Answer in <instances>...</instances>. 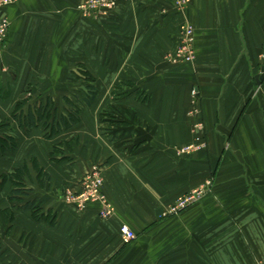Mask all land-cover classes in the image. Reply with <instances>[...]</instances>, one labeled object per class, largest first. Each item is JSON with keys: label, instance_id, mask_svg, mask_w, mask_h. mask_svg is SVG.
Returning a JSON list of instances; mask_svg holds the SVG:
<instances>
[{"label": "crops", "instance_id": "0c3cea01", "mask_svg": "<svg viewBox=\"0 0 264 264\" xmlns=\"http://www.w3.org/2000/svg\"><path fill=\"white\" fill-rule=\"evenodd\" d=\"M78 2L14 0L0 8V20L9 19L0 50V122L10 124L0 134L16 142L0 154V173L26 164L22 201L34 200L39 216L54 220L20 208L6 182L0 264L264 259V99L255 93L264 0H190L183 13L172 0H120L110 16L97 19L81 15ZM183 20L195 28V62L171 65L164 56L177 45ZM81 69L98 93L78 123L46 138L41 123L27 129L10 118L19 101L27 98L26 108L44 96L61 113L64 96L85 85L76 77ZM115 85L122 87L113 96ZM110 106L117 116L110 120L120 123L108 127L99 115ZM190 144L200 147L180 152ZM94 167L114 206L108 218L96 203L80 211L64 199ZM40 169L48 177L40 178ZM202 185L208 190L196 204L163 216ZM122 224L136 235L129 243L121 240Z\"/></svg>", "mask_w": 264, "mask_h": 264}, {"label": "trees", "instance_id": "16d2710c", "mask_svg": "<svg viewBox=\"0 0 264 264\" xmlns=\"http://www.w3.org/2000/svg\"><path fill=\"white\" fill-rule=\"evenodd\" d=\"M79 74L76 76L77 79L81 80L84 87L79 92L76 91L73 93V96L66 95L64 96L65 101V109L61 113H59L58 108L53 103L50 96L39 97L34 103L27 104L26 108H24V103L27 98L22 101H19L13 112L11 113L10 118L17 122L18 125L30 129L31 127L41 126L43 128V133L46 138L52 137L54 134L58 133L62 127L68 128L76 123H78L81 112L84 108L90 107L95 98L97 96V88L95 87L94 78L84 69L79 70ZM122 87L121 85H115L112 95L115 96L117 90ZM136 96L142 101H146L147 96L144 95L140 90H134ZM28 101V100H27ZM115 109L112 106L109 109L103 110L99 118L101 122H104L108 127L118 125L120 122L110 120L111 118H117L115 115ZM106 118V119H105ZM10 124L8 120L0 122V129L9 127ZM114 139V136L110 137ZM60 146H55L52 154L53 157L55 153L60 151ZM16 147V142L12 136L7 134H0V154H4L9 151H13ZM32 163L35 164V161L32 160ZM27 173V166L24 164L22 167L16 169L12 173H0V190L3 188L6 182L11 181L14 187L10 191L9 199L10 200H19L22 205L20 208L31 210L32 215L39 219H43L46 222H52L53 217H49V215H40L39 212L42 211V208L37 206L34 200H26L22 201V196L26 195L29 189L26 187L23 181V176ZM48 177L46 173H44L41 169L39 170V177ZM9 209L3 210L1 213H9ZM10 220H12L13 216L10 211Z\"/></svg>", "mask_w": 264, "mask_h": 264}, {"label": "built area", "instance_id": "2783aa9c", "mask_svg": "<svg viewBox=\"0 0 264 264\" xmlns=\"http://www.w3.org/2000/svg\"><path fill=\"white\" fill-rule=\"evenodd\" d=\"M13 0H0V8L6 4H9ZM118 0H81L77 4V9L81 15L85 17L99 18L106 17L112 14L116 7ZM190 0H173V7L175 10L183 13L185 5ZM9 28V19L2 17L0 20V50L7 38ZM194 26L183 20L179 25V40L173 50L169 51L166 55V60L170 62H187L188 64L194 60ZM260 60L262 66H264V44L262 45L260 52ZM264 74V71H263ZM260 93L264 97V77L262 84L258 85L255 93ZM192 91L191 94H194ZM197 144L186 146L184 149L181 148L180 152H190L191 150L198 149L194 146ZM103 178L100 168L94 167L89 173H87L80 182V189L74 193L71 191L65 192L64 199L73 204L77 210H85L86 207L91 203H96L100 206L99 216L102 218H108L114 212L113 204L108 200L106 194L103 192ZM206 190L205 186L194 188L186 194L179 197L173 204L166 208L163 216H168L177 213L180 210L185 209L190 204H193ZM119 234L121 240L124 243H128L135 238V233L129 228L128 225L122 224L119 228ZM256 264H264V259L257 260Z\"/></svg>", "mask_w": 264, "mask_h": 264}, {"label": "rangeland", "instance_id": "374dc122", "mask_svg": "<svg viewBox=\"0 0 264 264\" xmlns=\"http://www.w3.org/2000/svg\"><path fill=\"white\" fill-rule=\"evenodd\" d=\"M80 1H81V0H79V2H80ZM13 2H14V0H13L12 2H10L9 4H6V5L2 6L1 8L5 7V6H8V5L12 4ZM79 2H78V3H79ZM78 3H77V4H78ZM119 3H120V0H118V2H117V4H116V7L114 8V10H116V8L118 7V4H119ZM172 4H173V0H172ZM188 4H189V3H188ZM188 4L185 5L184 11L187 9ZM76 8H77V5H76ZM174 9H175V8H174ZM77 10H78V9H77ZM114 10H113V12H114ZM113 12H112V13H113ZM109 16H110V15H109ZM87 18H92V17L88 16ZM93 19H97V18H93ZM194 35H195V28H194ZM193 47H194V52H193V53L195 54V58H196V53H195V42H194V46H193ZM173 49H174V48H173ZM173 49H171V50H173ZM171 50H170V51H171ZM168 52H169V51H168ZM168 52H167V53H168ZM167 53H165V56H164V57H165V60H166V55H168ZM195 58H194V60H192L190 63L193 64V63L195 62ZM166 62L169 63V64H171V65H179V64H185V63H187V62H182V63H181V62H180V63H179V62H175V63H173V62H170V61H168V60H166ZM259 73H260V72H259ZM263 77H264V76H263ZM262 80H263V79H262ZM262 80H261L260 84H262ZM260 84H257V87H258V85H260ZM262 98L264 99L263 96H262ZM64 109H65V108H64ZM64 109H63V111H64ZM192 145H193V144H192ZM187 146H189V145H187ZM198 146H199V145H195L194 147H195V148H198ZM185 147H186V146H182L181 148L184 149ZM181 148H179V149L182 150ZM198 149H199V148H198ZM198 149L191 150L190 152L196 151V150H198ZM102 178H103V177H102ZM207 184L210 185V182L207 183ZM102 188H103V186H102ZM207 190H208V189L206 188V190L204 191V193H203L198 199H196V200L194 201L193 204H190L189 206H187V207H186L185 209H183V210H186V209L189 208L190 206L196 204V203L200 200V198H201L204 194H206ZM103 192H104V191H103ZM104 193H105V192H104ZM106 196H107V195H106ZM183 210H180V211H178L177 213H179V212H181V211H183ZM177 213H174V214H171V215H175V214H177ZM135 237H136V235H135ZM132 240H133V239H132ZM132 240H131V241H132ZM129 242H130V241H129ZM129 242H128V243H129Z\"/></svg>", "mask_w": 264, "mask_h": 264}, {"label": "water", "instance_id": "95a60500", "mask_svg": "<svg viewBox=\"0 0 264 264\" xmlns=\"http://www.w3.org/2000/svg\"><path fill=\"white\" fill-rule=\"evenodd\" d=\"M263 71H264V66H261L260 73H258V75H256L255 77L256 84H260L261 80L263 79L264 76Z\"/></svg>", "mask_w": 264, "mask_h": 264}]
</instances>
